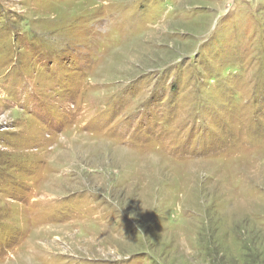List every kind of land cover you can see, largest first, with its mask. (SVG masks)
Listing matches in <instances>:
<instances>
[{
	"label": "rangeland",
	"instance_id": "1",
	"mask_svg": "<svg viewBox=\"0 0 264 264\" xmlns=\"http://www.w3.org/2000/svg\"><path fill=\"white\" fill-rule=\"evenodd\" d=\"M0 264H264V0H0Z\"/></svg>",
	"mask_w": 264,
	"mask_h": 264
}]
</instances>
